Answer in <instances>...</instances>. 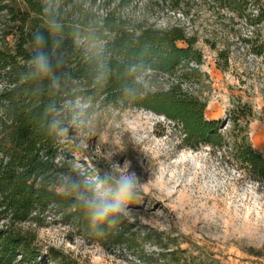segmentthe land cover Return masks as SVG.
Returning a JSON list of instances; mask_svg holds the SVG:
<instances>
[{
    "label": "rangeland",
    "instance_id": "1",
    "mask_svg": "<svg viewBox=\"0 0 264 264\" xmlns=\"http://www.w3.org/2000/svg\"><path fill=\"white\" fill-rule=\"evenodd\" d=\"M205 0H128L120 14L131 25L183 27L198 38L209 80L185 85L207 100L205 116L231 129L233 100L249 102L254 118L249 125L252 145L264 154V61L250 54L244 40L264 37V0H248V19L217 11ZM46 10L68 21L80 10L100 18L113 5L102 0H41ZM3 8V9H2ZM0 44L10 43L17 22L8 10L25 11L20 0H0ZM78 40L85 46L99 44ZM215 46L212 49L211 46ZM229 53L226 71L216 68L217 51ZM138 81L145 89L166 88L170 80L146 70ZM126 162L128 166L126 167ZM54 185L76 197L72 184L86 197L97 184L113 185L122 173L135 174L139 199L128 207L134 222L121 217L131 235L116 243L107 233L86 229L68 207H50L28 223L39 244L81 264H176L171 254L191 256L209 264H264V181H255L227 154L209 146L192 150L180 145V133L164 116L144 109H119L101 98L77 99L58 115V147ZM112 177L113 179H109ZM49 264H53L50 262Z\"/></svg>",
    "mask_w": 264,
    "mask_h": 264
},
{
    "label": "trees",
    "instance_id": "2",
    "mask_svg": "<svg viewBox=\"0 0 264 264\" xmlns=\"http://www.w3.org/2000/svg\"><path fill=\"white\" fill-rule=\"evenodd\" d=\"M102 1L113 8L100 18L91 10H80L74 21L46 10L41 0H20L25 11H7L17 24L12 41L0 44V264H81L53 248L44 250L35 229L27 225L36 224L50 207H68L86 229L107 233L116 243L131 241L133 233H127L121 222L114 228L94 229L82 201L55 188L58 115L67 102L101 98L119 109L164 116L179 131L181 147L209 146L227 154L253 180L264 181V154L249 136L252 105L233 100L231 129L225 134L219 120L205 116L207 100L185 88L202 78L209 80L201 70L204 57L196 46L198 38L177 25L163 29L131 25L115 10L128 0ZM205 1L217 11L249 18L248 0ZM259 21L252 25L264 21L263 14ZM38 34L44 36V45L37 43ZM80 34L99 44L83 45ZM244 42L250 54L264 61L260 33ZM41 52L51 63L47 77L36 75L31 64ZM228 60L229 53L218 50L216 68L226 71ZM146 70L168 77L167 87L145 89L138 77ZM171 256L179 264L180 258ZM182 264L209 263L187 256Z\"/></svg>",
    "mask_w": 264,
    "mask_h": 264
},
{
    "label": "clouds",
    "instance_id": "3",
    "mask_svg": "<svg viewBox=\"0 0 264 264\" xmlns=\"http://www.w3.org/2000/svg\"><path fill=\"white\" fill-rule=\"evenodd\" d=\"M39 45L46 43L42 34L35 37ZM35 69V74L40 77H47L51 74V63L46 54L43 52L36 55L31 61ZM128 163L126 162V167ZM109 179H113L109 177ZM106 182L97 184L94 194L86 197L79 192V185L72 184L70 191L76 193V198L82 201L84 212L89 219L91 226L99 230L107 225L114 228L120 222L121 217L126 218L129 222H134L132 212L129 205L138 196V185L135 174H121L114 178L113 185L105 188ZM64 193H69V188L64 189Z\"/></svg>",
    "mask_w": 264,
    "mask_h": 264
},
{
    "label": "crops",
    "instance_id": "4",
    "mask_svg": "<svg viewBox=\"0 0 264 264\" xmlns=\"http://www.w3.org/2000/svg\"><path fill=\"white\" fill-rule=\"evenodd\" d=\"M209 119H213V118H209Z\"/></svg>",
    "mask_w": 264,
    "mask_h": 264
}]
</instances>
